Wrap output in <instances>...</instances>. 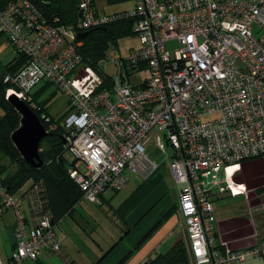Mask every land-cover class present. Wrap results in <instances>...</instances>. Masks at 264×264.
I'll return each mask as SVG.
<instances>
[{
	"label": "built area",
	"instance_id": "2783aa9c",
	"mask_svg": "<svg viewBox=\"0 0 264 264\" xmlns=\"http://www.w3.org/2000/svg\"><path fill=\"white\" fill-rule=\"evenodd\" d=\"M134 1V10L100 15L94 0H76L74 28L50 22L30 0L0 5V35L27 58L4 76L5 98L26 103L46 83L70 97L71 112L61 124L68 176L82 199L97 205L107 191L127 186L126 170L146 176L159 169L146 147L158 134L156 149L182 186L178 208L194 263L264 259L259 234L254 246L239 250L219 240L212 200L226 192L247 195L236 176L244 163L264 161V0ZM123 19L136 21L139 46L124 55L118 47L107 51L103 61L117 76L105 88L101 64L99 71L85 64L77 35ZM171 41L178 43L174 51ZM143 70L149 72L144 81L136 78ZM45 190L43 182L24 190L30 225L19 197L0 179V203L16 212L6 264L36 261L44 251L62 254Z\"/></svg>",
	"mask_w": 264,
	"mask_h": 264
},
{
	"label": "crops",
	"instance_id": "0c3cea01",
	"mask_svg": "<svg viewBox=\"0 0 264 264\" xmlns=\"http://www.w3.org/2000/svg\"><path fill=\"white\" fill-rule=\"evenodd\" d=\"M12 1L14 0H0V4L5 5ZM125 1L133 2V6L123 8V5H126L123 3ZM94 5L100 15H114L134 10L136 7L134 0H94ZM2 159L4 157L0 155V161ZM4 162L7 161L3 160L0 166H6ZM256 165H262V176H264V161L261 159L244 163L243 169L248 171L255 168ZM167 171L168 173L165 175L171 177L169 168ZM261 178V176H257L256 179L260 180ZM239 180L242 181L241 177ZM162 183L164 182L158 184L159 187H156L154 192L145 194L140 206L136 209L135 207L131 210L121 209L119 220L122 225H117L116 228L110 226L106 229L102 224L95 227L87 220L85 221L86 218L80 213L74 217V222L66 223L63 219L70 214L74 215L72 212L75 210L76 206H74L58 223L61 231H56V233L62 246V254L57 255L44 251L38 260H25L22 264H149L159 255L167 253L179 241L182 240L186 244L185 222L179 213L178 198H176L177 202L175 203L168 196L167 191L159 192ZM164 188L166 190V183ZM24 190L15 195L19 197L22 211L29 224L32 225L34 217L30 204L24 196ZM227 193L230 192L216 195H220L218 198L220 199ZM136 194V191L133 192L125 203L128 204ZM259 198H262L261 204L264 203V194ZM81 201L86 200L81 199L79 203ZM105 202L106 199L103 197V205ZM213 202L215 207V201L213 200ZM245 202L246 207L240 212L241 214H231L221 222H218L215 208L216 222L214 228H216L217 236L222 243H227L233 250L254 246L256 234L264 238V208L261 209L262 213H258L252 208L248 199L245 198ZM177 218H182L184 224V235L178 239L173 237L174 222ZM15 222L16 212L13 209H5L0 203V264H6L14 252ZM216 224L217 226H215ZM190 264L195 263L191 261ZM240 264H264V259L249 258Z\"/></svg>",
	"mask_w": 264,
	"mask_h": 264
},
{
	"label": "trees",
	"instance_id": "16d2710c",
	"mask_svg": "<svg viewBox=\"0 0 264 264\" xmlns=\"http://www.w3.org/2000/svg\"><path fill=\"white\" fill-rule=\"evenodd\" d=\"M30 1L38 7L47 20L56 25L74 28L79 21L80 14L76 0ZM135 22V20L123 19L104 27L90 30L86 32L88 34L84 39H77V43H81L79 52L83 56L85 64L99 71L98 66L105 59L107 51L112 47H117L120 39L134 36L133 27ZM17 55L18 57L7 66L5 75L17 72L27 63V58L24 55L19 52H17ZM105 77V88H110L112 86L110 80L112 77L108 75ZM3 79L0 83V108L5 111L6 115L0 119V155L8 159L11 164L13 162L17 165L13 164L12 168L11 166L0 168L1 183L10 193L15 195L17 192L29 188L32 184L43 182L46 188L45 194L48 195L46 197L49 199L48 203L55 217V225H58L61 218L82 199L79 188L68 176L69 162L65 156V130L61 127L62 121L68 117L71 109L60 120L56 121L51 118L46 120L42 116V113L45 112V104L35 103L37 100L32 97L26 102L39 117L49 134L40 145L42 150L40 156L44 160L43 162H45V159L47 160V164L45 162L42 168H34L26 163L12 142L13 133L21 125V116L5 98L8 85L4 83ZM44 85L46 87L52 84L46 83ZM34 103L37 108H34ZM240 174L236 176V179L237 182L244 186L245 184L239 180ZM186 244L182 240L179 241L167 253L159 255L156 259L150 261L149 264H190L193 261V257L190 254L188 243Z\"/></svg>",
	"mask_w": 264,
	"mask_h": 264
},
{
	"label": "rangeland",
	"instance_id": "374dc122",
	"mask_svg": "<svg viewBox=\"0 0 264 264\" xmlns=\"http://www.w3.org/2000/svg\"><path fill=\"white\" fill-rule=\"evenodd\" d=\"M123 3H126V5H123V8H127L128 6H133V2L125 1ZM139 46V41L134 36L125 37L118 41V49L121 52V54H127L128 51L132 48H137ZM169 49L171 51H174L178 48V43L176 41H171L167 44ZM17 56L16 50H14V47L8 42V39L6 37H3L0 35V83L5 75L6 69H4L8 64H10ZM4 69V70H3ZM100 69L105 73L106 75H109L111 77L117 76V70L115 69L114 65H112L109 62H102L100 65ZM3 70V71H2ZM149 77V72L147 70H143L136 76L137 79L145 80ZM31 97L36 98L37 104H45L44 109L45 112L42 113L43 118H46V120H49L50 118L52 120H60L65 115L68 114L70 110V103L71 99L70 97L58 90L55 86H46L40 85L37 88L33 89L31 92ZM34 103V108L36 107V104ZM33 110V109H32ZM6 115L5 111L0 108V119L3 118ZM157 136L158 134H152L151 135V142L146 145L147 147V154L149 158L157 163L159 165V169L152 174L146 175V176H140L137 173H133L131 170H126V176L128 177V184L125 190L120 192H112L108 191L104 197L106 199V202L103 206H98L94 203H89L87 201H81L78 202L75 206V210L72 212L74 215L71 214L66 216L63 221L65 220L66 223H72L74 222V217L77 215V213L82 214L91 225L97 226V225H103L106 229L110 226L113 228H116L117 225H122L120 223V211L122 210H131V208L135 207V209L140 206L141 201L143 200V196L145 194L151 193L153 190H156V187H159L158 184L160 182L162 183L159 192L161 191H167L166 193L168 196L176 203L179 196V192L182 189L181 185H178L174 177H167L165 173H168V163L166 162V154L158 151L156 148L157 146ZM165 139V138H164ZM165 141V140H164ZM47 146V144H45ZM159 149V148H158ZM42 152V150L40 149ZM170 148L166 144V153L169 155ZM42 158V157H41ZM69 160L73 159L72 155H68ZM6 163V166H0L1 167H13L14 164L8 160V159H2L0 163ZM44 161V160H43ZM45 162L47 164V160L45 159ZM44 162V163H45ZM17 165V164H14ZM262 165H256L255 168L251 170H242V173L240 174V177L242 179V182L245 184L243 188L245 189V192H247V195L243 194H232L227 193L222 198L218 199L220 195H214L212 200L215 201V208H216V216L218 219V222L223 221L226 216H229L231 214H241L245 207L246 202L245 198L248 199L250 202V205L252 206L255 211L258 213H262L261 210L264 208V203L261 204L262 198H259L261 195L264 194V176ZM257 176H261L262 178L260 180H257ZM165 183H166V190H165ZM162 189V190H161ZM136 191V195L131 199V201L126 204L125 201L130 197V195ZM153 191V192H154ZM138 195V196H137ZM177 196V197H176ZM246 196V197H245ZM218 199V200H217ZM137 202V203H136ZM263 202V201H262ZM62 222V221H61ZM175 223V229L173 237L178 239L183 237L184 235V224L182 218H177ZM217 226V224L215 225ZM98 227V226H97ZM60 226L59 224L56 227V231L60 232ZM216 229V228H215Z\"/></svg>",
	"mask_w": 264,
	"mask_h": 264
},
{
	"label": "water",
	"instance_id": "95a60500",
	"mask_svg": "<svg viewBox=\"0 0 264 264\" xmlns=\"http://www.w3.org/2000/svg\"><path fill=\"white\" fill-rule=\"evenodd\" d=\"M88 33H79L82 40ZM8 101L21 116V125L12 135V142L27 164L34 168H42L44 162L40 156L41 142L49 135L35 112L23 101L11 96Z\"/></svg>",
	"mask_w": 264,
	"mask_h": 264
}]
</instances>
